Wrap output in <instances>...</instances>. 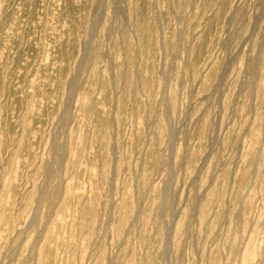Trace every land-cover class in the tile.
Segmentation results:
<instances>
[{
  "label": "rangeland",
  "instance_id": "rangeland-1",
  "mask_svg": "<svg viewBox=\"0 0 264 264\" xmlns=\"http://www.w3.org/2000/svg\"><path fill=\"white\" fill-rule=\"evenodd\" d=\"M0 264H264V0H0Z\"/></svg>",
  "mask_w": 264,
  "mask_h": 264
}]
</instances>
